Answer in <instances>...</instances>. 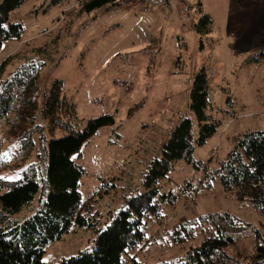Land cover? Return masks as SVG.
Instances as JSON below:
<instances>
[{
  "label": "rangeland",
  "instance_id": "rangeland-1",
  "mask_svg": "<svg viewBox=\"0 0 264 264\" xmlns=\"http://www.w3.org/2000/svg\"><path fill=\"white\" fill-rule=\"evenodd\" d=\"M50 1L24 0L11 13L10 22L24 32L20 40L3 43L0 66L9 58L6 79L28 59L44 63L39 64L41 98L55 80H62L63 94L76 109L72 129L83 130L90 119L103 115L115 118L114 126L101 128L81 156L73 157L85 169L80 184L83 214L99 229L127 197L144 190L148 166L184 117L193 120L197 136L190 93L195 75L208 74L207 115L217 123V133L195 151L199 171L180 160L161 182V192L176 193L177 204L163 207V216L148 223L145 240L124 257L125 264L133 258L141 264L184 260L209 236V229L195 227L191 241L186 232L178 238L173 229L200 215L230 213L264 233L263 217L251 202H237L214 177L239 136L264 131V0H187L190 20L181 18L184 0H125L91 13L80 12L81 1L75 0L44 12ZM203 15L211 21L207 35L195 30ZM37 122L44 129L49 126L41 117ZM17 132L7 119L0 121V177L7 180H17L32 168L40 172L43 166L38 136L34 152L23 160ZM64 134L59 130L50 137ZM40 196L15 219L34 214ZM95 231L73 228L46 249L44 264L93 251ZM254 244L251 234H243L231 251L252 254Z\"/></svg>",
  "mask_w": 264,
  "mask_h": 264
},
{
  "label": "trees",
  "instance_id": "trees-1",
  "mask_svg": "<svg viewBox=\"0 0 264 264\" xmlns=\"http://www.w3.org/2000/svg\"><path fill=\"white\" fill-rule=\"evenodd\" d=\"M71 1L75 0H51L43 11ZM77 1H81L80 12L91 13L108 5L117 6L125 0ZM23 2L0 0V49L5 41L20 40L23 35V27L10 22L11 13ZM199 12L202 14L201 8ZM210 23V17L203 15L195 24V30L207 35ZM8 60L0 66V121L7 119L10 129L20 134L14 138L20 140L23 160L34 152L38 136V159L43 166L40 172L35 168L29 169L17 180L0 177V264H44L46 249L75 227L95 228L98 234L95 248L64 259L60 264H125L124 257L133 253L145 240L148 223L163 216V207L177 204V194L162 193L159 188L161 182L180 160L199 171L201 165L194 157L195 151L217 133V123L207 115V72L195 75L190 93L189 108L198 123L197 136L193 120L184 117L170 132L160 156L148 166L143 180L144 190L127 197L122 208L111 214L106 227L99 229L90 217L83 214L85 205L80 184L85 169L73 157L81 156L83 146L101 128L114 126L115 118L103 115L90 119L83 130L72 129L70 118L76 114V109L63 94V81L55 80L49 92L41 98L39 68L44 63H39L42 66L39 67L32 62L34 59H28L13 76L5 79ZM39 117L49 126L44 129V123L39 125ZM59 130L67 134L59 138L50 137ZM214 177L237 202H251L264 221V131L239 136L226 159L215 170ZM38 195H41L40 208L22 221L15 219L32 205ZM195 227H208L209 236L192 247L184 260L160 264H264V233L251 223L230 213H210L177 224L173 230L178 238L182 231L186 232L184 237L191 241L195 238ZM248 233L255 242L253 253L243 255L236 252L235 255L231 249H235L241 236ZM131 264L141 263L133 258Z\"/></svg>",
  "mask_w": 264,
  "mask_h": 264
},
{
  "label": "built area",
  "instance_id": "built-area-1",
  "mask_svg": "<svg viewBox=\"0 0 264 264\" xmlns=\"http://www.w3.org/2000/svg\"><path fill=\"white\" fill-rule=\"evenodd\" d=\"M141 1H144V0H141ZM141 1H139V3L138 4H140L141 3ZM161 2L163 3V4H166V3H168V1L167 0H161ZM182 2V1H181ZM184 6H183V8H182V10H181V18L182 19H184V17H186L187 19H189L190 20V15H191V11L188 9V7H186V5H188L186 2H187V0H184ZM183 4V3H182ZM192 17V16H191ZM189 22V21H188Z\"/></svg>",
  "mask_w": 264,
  "mask_h": 264
},
{
  "label": "crops",
  "instance_id": "crops-1",
  "mask_svg": "<svg viewBox=\"0 0 264 264\" xmlns=\"http://www.w3.org/2000/svg\"><path fill=\"white\" fill-rule=\"evenodd\" d=\"M158 1V0H157ZM168 3H169V1H168ZM183 20V19H182ZM184 22V21H183Z\"/></svg>",
  "mask_w": 264,
  "mask_h": 264
}]
</instances>
